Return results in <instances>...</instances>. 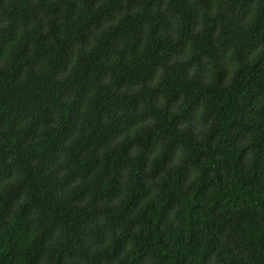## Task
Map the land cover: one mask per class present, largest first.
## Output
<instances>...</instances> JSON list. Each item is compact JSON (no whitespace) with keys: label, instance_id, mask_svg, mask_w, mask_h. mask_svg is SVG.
Segmentation results:
<instances>
[{"label":"trees","instance_id":"obj_1","mask_svg":"<svg viewBox=\"0 0 264 264\" xmlns=\"http://www.w3.org/2000/svg\"><path fill=\"white\" fill-rule=\"evenodd\" d=\"M0 264H264V0H0Z\"/></svg>","mask_w":264,"mask_h":264}]
</instances>
